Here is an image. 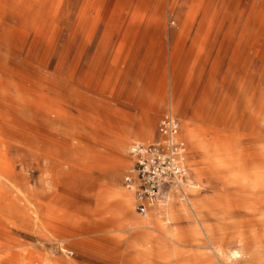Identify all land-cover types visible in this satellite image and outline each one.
Instances as JSON below:
<instances>
[{
  "label": "rangeland",
  "instance_id": "1",
  "mask_svg": "<svg viewBox=\"0 0 264 264\" xmlns=\"http://www.w3.org/2000/svg\"><path fill=\"white\" fill-rule=\"evenodd\" d=\"M167 113L193 187L158 203L159 263L124 177ZM263 155L264 0H0V264H264L233 176Z\"/></svg>",
  "mask_w": 264,
  "mask_h": 264
},
{
  "label": "built area",
  "instance_id": "2",
  "mask_svg": "<svg viewBox=\"0 0 264 264\" xmlns=\"http://www.w3.org/2000/svg\"><path fill=\"white\" fill-rule=\"evenodd\" d=\"M159 139L152 143H133L129 154L132 167L124 177L126 188L136 198V210L147 216L174 189L193 184L188 166L189 148L181 138L179 119L167 113L158 129Z\"/></svg>",
  "mask_w": 264,
  "mask_h": 264
},
{
  "label": "bare ground",
  "instance_id": "3",
  "mask_svg": "<svg viewBox=\"0 0 264 264\" xmlns=\"http://www.w3.org/2000/svg\"><path fill=\"white\" fill-rule=\"evenodd\" d=\"M150 126H151V124H150ZM146 134H147L148 141H151L153 139V138L151 139V137H152V128L151 127L147 129ZM262 157L263 158L261 159V162H260L258 167L253 168L251 170L239 169L238 171H235L234 175H233L235 177L237 183L246 189V190H244V192L246 193L245 197H247V199L249 201H251L246 210L255 216L264 214V162H263L264 161V155ZM114 178L116 179V174H114ZM192 187H193V184L190 185L189 188H192ZM127 192H129V194H131L133 196L132 192H130V191H127ZM116 195L119 199V202H120L122 209H124L125 211H128V212H132V208H131L132 205H131L130 197L128 195L124 194L121 190L117 191ZM162 213H163V208H161V205L158 204V205H156V208L154 210V214L157 217L155 220V223H153L152 221H150L148 219L141 220V221L140 220L134 221V223H133V225H134L133 228L140 229L144 235L143 237L147 238L148 240H152V241L156 240L160 243V246H159V263H165L168 260L167 252L161 248V246L166 243L165 237L167 236V234H166V231H167L166 230V220L161 217ZM147 216H145V217H147ZM240 228H241L240 229L241 231H244L245 230L244 228H247V226L244 225V226H241ZM250 228H252L251 230L253 231V235L260 233V231L264 232V221H261L259 219L257 224L250 226ZM154 231H157L158 234H155ZM205 232H206L207 237H208V242H210L214 251L218 255L223 254L224 253V246L228 242L226 239V236H225L226 233L224 232V230H222L221 231L222 233L220 235H218L215 229L211 228L210 226H206ZM235 235H237V234H235ZM244 235H246V234H244ZM172 240L176 241L177 243H179L181 245H183L185 242L184 239L182 237H179V236H176L174 238L172 237ZM236 241L241 242L242 238H237Z\"/></svg>",
  "mask_w": 264,
  "mask_h": 264
}]
</instances>
